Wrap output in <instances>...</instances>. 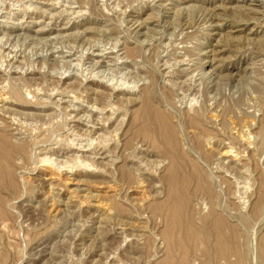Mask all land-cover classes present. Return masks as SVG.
<instances>
[{
    "label": "rangeland",
    "instance_id": "1",
    "mask_svg": "<svg viewBox=\"0 0 264 264\" xmlns=\"http://www.w3.org/2000/svg\"><path fill=\"white\" fill-rule=\"evenodd\" d=\"M0 100V264H264V0H0Z\"/></svg>",
    "mask_w": 264,
    "mask_h": 264
},
{
    "label": "bare ground",
    "instance_id": "2",
    "mask_svg": "<svg viewBox=\"0 0 264 264\" xmlns=\"http://www.w3.org/2000/svg\"><path fill=\"white\" fill-rule=\"evenodd\" d=\"M139 2V1H138ZM238 8V7H237ZM248 12V11H247ZM21 19V18H20ZM155 19V18H154ZM6 20V19H5ZM149 20V19H148ZM147 21V20H146ZM233 21V20H232ZM215 24H217V23H215ZM156 28V27H155ZM56 29V28H55ZM181 36V35H180ZM57 41V40H56ZM202 42V41H201ZM209 51V50H208ZM37 60V59H36ZM29 62V61H28ZM179 63V62H178ZM165 65V64H164ZM76 66V65H75ZM75 70V69H74ZM188 70V69H187ZM86 71V70H85ZM96 76V75H95ZM106 77V76H105ZM94 78V77H93ZM101 78V77H100ZM111 81V80H110ZM180 83V82H179ZM199 91V90H198ZM197 91V92H198ZM148 95V94H147ZM32 96V95H31ZM4 97V96H3ZM3 97L1 98V99H3ZM56 98V97H55ZM90 98V97H89ZM6 99V98H5ZM3 100H0V102H2ZM3 103V102H2ZM70 105V104H69ZM2 106V105H1ZM61 106V105H60ZM1 109V108H0ZM87 112H88V110H87ZM212 113V112H211ZM1 114V113H0ZM5 114V113H4ZM199 114V113H198ZM197 114V115H198ZM189 119H194V118H196V116L195 115H190V117H189V115L187 116ZM262 117H264V114H263V116H261L260 117V119L262 118ZM197 118H198V116H197ZM264 119V118H263ZM195 120V119H194ZM264 121V120H263ZM103 124H104V122H103ZM251 124V123H250ZM254 124V123H253ZM238 127V126H237ZM245 127H248V126H246L245 125ZM98 128V127H97ZM95 129V128H94ZM242 129V128H241ZM235 130H236V128H235ZM232 131V133H234V135L236 136V138H237V140L238 141H240L243 145H247V146H249V143H248V139H250L249 137H248V135H247V133H245V131H246V128L244 129L245 131H240V130H236V131ZM104 134V133H103ZM78 137V136H77ZM208 137V136H207ZM209 138V137H208ZM208 138H206V139H208ZM215 138V137H214ZM100 139V138H99ZM103 139V138H102ZM212 139V138H211ZM209 140V139H208ZM68 141V140H67ZM229 142V141H228ZM227 142V143H228ZM58 143V142H57ZM68 143V142H67ZM60 144V143H59ZM58 144V145H59ZM230 144V143H229ZM72 145V144H71ZM70 145V146H71ZM79 145V144H78ZM4 142H3V140L0 138V166H1V158H2V156H3V154H5V148H4ZM231 146V145H230ZM230 146H228V145H226L224 148H223V150H222V156H227V158H230V160L233 162V163H238V161H239V159H240V155H239V153L238 152H236V151H234V150H232V148L230 147ZM242 146V145H241ZM75 147V146H74ZM46 148V147H45ZM79 148V147H78ZM95 148V147H94ZM93 149V148H92ZM237 149V148H236ZM242 149V148H241ZM80 150H81V148H80ZM79 151V150H78ZM220 152V151H219ZM52 153V152H51ZM73 153V152H72ZM92 153V152H91ZM93 154V153H92ZM95 155H97L98 157H103L104 155H103V152L102 151H98V152H96V154ZM78 156H80L79 154H78ZM76 157L75 158V161L76 162H80V163H82V161H83V159H82V161H81V159L79 158V157ZM88 156V155H87ZM42 157V156H41ZM74 157V156H73ZM97 157V158H98ZM106 158V157H105ZM68 159V158H67ZM89 159V158H88ZM42 160H45V162H47L48 160L50 161L51 159L49 158L48 159V157L46 156V157H44V155H43V157H42ZM100 160V159H99ZM115 160V159H114ZM117 160V159H116ZM40 161V160H39ZM52 161V160H51ZM50 161V162H51ZM61 161V160H60ZM64 161V160H63ZM68 161H70V159L68 160ZM224 161V160H223ZM55 162V161H54ZM62 162V161H61ZM88 162V161H87ZM69 163H71V161L69 162ZM68 163V164H69ZM240 163V162H239ZM54 164V163H53ZM67 164V165H68ZM77 164H79V163H77ZM83 165H85L84 167L86 168V165H88L89 166V164L87 163V164H85V162H83L82 163ZM81 164V165H82ZM66 165V166H67ZM74 165V164H73ZM80 165V166H81ZM82 165V166H83ZM46 166H47V164H46ZM50 166V165H49ZM52 166V165H51ZM57 166H59V165H57ZM63 166H64V164H63ZM69 166H71V165H69ZM79 166V167H80ZM81 166V167H82ZM87 166V167H88ZM76 167V166H75ZM146 167V166H145ZM71 168H72V166H71ZM99 168V167H98ZM58 169V168H57ZM88 169V168H87ZM134 169V168H133ZM69 170V169H68ZM79 170V169H78ZM92 170V169H91ZM249 176V175H248ZM243 177V176H242ZM220 179V178H219ZM263 183V182H262ZM48 186V185H47ZM54 186V185H53ZM243 190V189H242ZM239 192V191H238ZM91 193V192H90ZM55 197V196H54ZM259 197V196H258ZM260 199V198H259ZM258 200V199H257ZM257 200H255L256 202L254 203V207H256V206H258V204H259V201H257ZM243 201V200H242ZM80 202V201H79ZM204 208V207H203ZM202 208V209H203ZM230 208V207H229ZM242 208V207H241ZM219 226L220 227V229H221V227H223L224 228V221H222V219L220 218V217H216L215 218V226ZM230 226V225H229ZM219 227H216V228H219ZM231 228V227H230ZM222 230V229H221ZM252 232V231H251ZM219 233H220V231H219ZM221 236H223L222 234H221ZM262 243V242H261ZM262 244H264V243H262ZM259 245H261L260 244V242H259ZM262 246H260V248H261ZM264 249V248H263ZM263 249H261V250H263ZM238 252V251H237ZM251 252V251H250ZM261 254V253H260Z\"/></svg>",
    "mask_w": 264,
    "mask_h": 264
}]
</instances>
